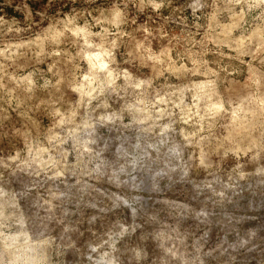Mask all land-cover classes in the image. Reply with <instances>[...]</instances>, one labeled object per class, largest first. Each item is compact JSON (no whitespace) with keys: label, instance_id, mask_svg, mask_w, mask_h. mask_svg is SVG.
I'll use <instances>...</instances> for the list:
<instances>
[{"label":"rangeland","instance_id":"374dc122","mask_svg":"<svg viewBox=\"0 0 264 264\" xmlns=\"http://www.w3.org/2000/svg\"><path fill=\"white\" fill-rule=\"evenodd\" d=\"M0 264H264V0H0Z\"/></svg>","mask_w":264,"mask_h":264}]
</instances>
